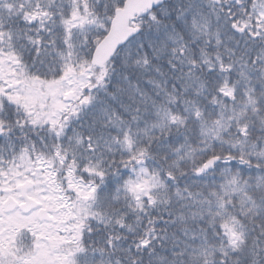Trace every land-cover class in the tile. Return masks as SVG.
Listing matches in <instances>:
<instances>
[{
  "label": "snow or ice",
  "instance_id": "1",
  "mask_svg": "<svg viewBox=\"0 0 264 264\" xmlns=\"http://www.w3.org/2000/svg\"><path fill=\"white\" fill-rule=\"evenodd\" d=\"M0 264H264V0H0Z\"/></svg>",
  "mask_w": 264,
  "mask_h": 264
}]
</instances>
